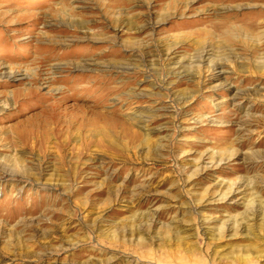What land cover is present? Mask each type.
<instances>
[{"label":"rangeland","instance_id":"1","mask_svg":"<svg viewBox=\"0 0 264 264\" xmlns=\"http://www.w3.org/2000/svg\"><path fill=\"white\" fill-rule=\"evenodd\" d=\"M0 264H264V0H0Z\"/></svg>","mask_w":264,"mask_h":264},{"label":"bare ground","instance_id":"2","mask_svg":"<svg viewBox=\"0 0 264 264\" xmlns=\"http://www.w3.org/2000/svg\"><path fill=\"white\" fill-rule=\"evenodd\" d=\"M97 117H98V116H97ZM98 118H99V117H98ZM98 121H99V120H98ZM96 124H98V123H96ZM82 127H83V126H82ZM101 128H102V127H101ZM95 129H96V128H95ZM95 129H94V130H95ZM109 129H110V128H109ZM92 130H93V129H92ZM92 130H91V131H92ZM94 130H93V131H94ZM99 130H100V129H99ZM99 130H97V131H99ZM102 130H103V128H102ZM89 132H90V131H89ZM95 132H96V131H95ZM91 133H92V132H91ZM93 133H94V132H93ZM97 133H98V132H97ZM97 133H95V134H97ZM89 134H90V133H89ZM101 134H103V132H102ZM91 136H92V135H91ZM99 136H100V134H99ZM92 139H94V138H92ZM92 139H91V140H92ZM91 140H90V141H91ZM97 140H98V139H97ZM91 142H92V141H91ZM98 142H99V141H98ZM89 144H90V143H89ZM99 144H100V143H99ZM89 147H90V146H89Z\"/></svg>","mask_w":264,"mask_h":264}]
</instances>
